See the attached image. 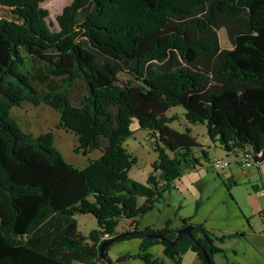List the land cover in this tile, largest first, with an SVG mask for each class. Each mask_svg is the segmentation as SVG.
Segmentation results:
<instances>
[{"label": "trees", "instance_id": "1", "mask_svg": "<svg viewBox=\"0 0 264 264\" xmlns=\"http://www.w3.org/2000/svg\"><path fill=\"white\" fill-rule=\"evenodd\" d=\"M44 1L0 0L11 15L0 17V264H105L103 237L152 211L185 170L201 166L196 152L207 158L191 125H205L227 154L251 148L264 160V0H71L55 17L58 30ZM76 84L83 94L74 104ZM23 104L53 109L56 128L77 139L73 152L100 157L82 169L67 163L52 130L34 135L12 116ZM176 106L184 132L169 126L177 114L165 115ZM132 119L157 154L145 183L129 176L136 158L123 144ZM77 215H91L97 229L83 235ZM186 226L214 264L220 249L203 225L183 218L179 228L168 220L141 231L173 241ZM138 238V252L117 261L163 264L148 253L157 244L174 264L186 251L206 264L185 234L173 245Z\"/></svg>", "mask_w": 264, "mask_h": 264}, {"label": "crops", "instance_id": "2", "mask_svg": "<svg viewBox=\"0 0 264 264\" xmlns=\"http://www.w3.org/2000/svg\"><path fill=\"white\" fill-rule=\"evenodd\" d=\"M193 126L195 125L190 126L192 136L207 153V158L196 152L195 156L199 158L201 166L185 170L174 182L173 185L176 186L174 188L179 190L181 195L177 206L169 201L167 207L161 209L158 200L154 205L158 210L156 214L150 211L137 218L138 225L131 220H123L124 227L115 232L131 231L134 227L139 230L145 228L160 230L168 220L172 228H179L181 219L187 218L194 225H203L216 238L215 245L220 252L212 256L214 264H264V223L261 219L262 214L264 215V160L259 167H241L231 155L214 143L212 146L222 152L211 155L206 127L204 138L200 142L198 135L194 134ZM213 158L232 160L226 168L216 171L207 166V162ZM191 200L193 204L187 212L186 205ZM143 202L144 198L138 200L139 204ZM169 208L174 210L173 217L171 213L166 212ZM133 246L130 244L132 250L125 254H136L140 241L134 242ZM148 253L161 260L163 264H174L163 255L161 245H152ZM122 262L120 264H144L140 259ZM179 264L201 262L194 252L186 251L180 256Z\"/></svg>", "mask_w": 264, "mask_h": 264}, {"label": "rangeland", "instance_id": "3", "mask_svg": "<svg viewBox=\"0 0 264 264\" xmlns=\"http://www.w3.org/2000/svg\"><path fill=\"white\" fill-rule=\"evenodd\" d=\"M71 0H45L40 4V6L46 9L49 13L47 21L51 24L52 30H58L55 23V17L62 12V10L69 5ZM0 17L11 18L9 10L0 7ZM219 43L221 48H230L228 42L226 31L220 29L217 32ZM119 78L124 80L126 77L124 74H120ZM83 94V87L80 84H76L71 92V100L74 104L77 103V99ZM11 114L21 126L23 130L29 131L34 135H39L52 130L54 134V143L56 148L61 153L63 159L74 166L75 168L82 169L87 165L89 160H95L100 157L101 153L98 150L89 151L86 156L83 154H75L73 148L77 146V139L75 135L69 131L56 128L59 122V114L56 113L50 107L40 104L39 106H32L29 104H23L19 108H14L11 110ZM172 114H177L179 118L172 122L169 126L179 132H184L185 130V119L183 118V109L179 106L169 108L165 115L171 116ZM194 127V134L198 135V141L203 140L205 135V125L197 124ZM131 135L125 139L124 147L133 157L136 158V164L132 167L129 172V176L140 183H145L147 175L151 172V165L157 159V154L153 148V142L149 133L139 127L136 119H132L130 123ZM210 154L216 155L221 153L218 148L212 146L210 141ZM173 187H176L173 185ZM179 190L172 188L168 192H164L162 197L159 199L161 209L167 207V202L177 206V202L180 201L181 195ZM193 201L191 200L189 204L186 205L187 212L190 209ZM153 213H157V209L154 208ZM167 213H171L174 216V210L169 208L166 210ZM79 224V230L84 234L88 235L94 229H97L96 221L91 215H77L75 217ZM124 227L122 221H120L115 228V231H120ZM140 238L133 237L125 241H120L113 243L108 248L107 257L113 262V264H120L117 258L124 255L129 250L130 244L133 246L134 242H139ZM134 247V246H133ZM109 254V255H108ZM111 258H110V257ZM114 258V259H112ZM123 263V262H122Z\"/></svg>", "mask_w": 264, "mask_h": 264}, {"label": "water", "instance_id": "4", "mask_svg": "<svg viewBox=\"0 0 264 264\" xmlns=\"http://www.w3.org/2000/svg\"><path fill=\"white\" fill-rule=\"evenodd\" d=\"M191 230H192L191 226H186L185 228L176 231L175 239L173 241L166 239L161 234L145 233L141 230L125 231V232L119 233V235H117L116 237H111V238H108V239H105L104 241H102L99 245V257L105 264H113V262L105 254V250L108 246L113 244L119 236L141 237V238H146V239H154V240L164 241L170 245H173V243L178 239V237L181 234H185L191 239V241L193 242V244L195 245L197 250L201 253L203 258L205 259L206 264H211V260L208 256V254L196 242V240L191 236Z\"/></svg>", "mask_w": 264, "mask_h": 264}, {"label": "built area", "instance_id": "5", "mask_svg": "<svg viewBox=\"0 0 264 264\" xmlns=\"http://www.w3.org/2000/svg\"><path fill=\"white\" fill-rule=\"evenodd\" d=\"M229 155H231L233 157V159L235 160V162L237 164H239L241 167H245V168H249V167H259V165L262 163V161H260V158L262 157L261 152L255 153L251 148H246L244 150H236L233 153H228ZM230 160H232L231 158H213L211 160H209L207 162V166L209 168H212L216 171L218 170H222L224 168H226L229 163ZM159 172H155L154 176H156ZM159 185H165V182L160 180L159 181ZM261 219L264 223V215L262 214ZM108 238L107 235H105L103 237V239ZM75 264H84L81 262H77Z\"/></svg>", "mask_w": 264, "mask_h": 264}, {"label": "clouds", "instance_id": "6", "mask_svg": "<svg viewBox=\"0 0 264 264\" xmlns=\"http://www.w3.org/2000/svg\"><path fill=\"white\" fill-rule=\"evenodd\" d=\"M109 238V237H108ZM108 238H106V239H108Z\"/></svg>", "mask_w": 264, "mask_h": 264}]
</instances>
